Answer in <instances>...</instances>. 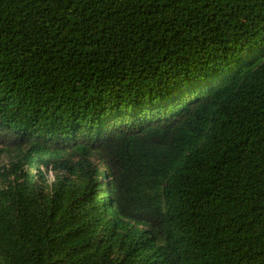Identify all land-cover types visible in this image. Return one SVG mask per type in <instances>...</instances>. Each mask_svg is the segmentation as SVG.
I'll use <instances>...</instances> for the list:
<instances>
[{
	"label": "trees",
	"instance_id": "obj_1",
	"mask_svg": "<svg viewBox=\"0 0 264 264\" xmlns=\"http://www.w3.org/2000/svg\"><path fill=\"white\" fill-rule=\"evenodd\" d=\"M0 147V264H264V0H0Z\"/></svg>",
	"mask_w": 264,
	"mask_h": 264
},
{
	"label": "rangeland",
	"instance_id": "obj_2",
	"mask_svg": "<svg viewBox=\"0 0 264 264\" xmlns=\"http://www.w3.org/2000/svg\"><path fill=\"white\" fill-rule=\"evenodd\" d=\"M0 149L4 150L3 148L0 147ZM17 159L16 153L15 152H10V153H4L2 157L0 158V166H6L10 162H14ZM55 171H50L48 173L49 178H53Z\"/></svg>",
	"mask_w": 264,
	"mask_h": 264
}]
</instances>
